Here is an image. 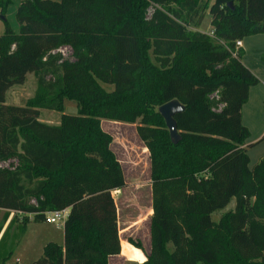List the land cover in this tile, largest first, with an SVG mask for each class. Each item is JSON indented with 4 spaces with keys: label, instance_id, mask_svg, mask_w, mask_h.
I'll return each mask as SVG.
<instances>
[{
    "label": "trees",
    "instance_id": "16d2710c",
    "mask_svg": "<svg viewBox=\"0 0 264 264\" xmlns=\"http://www.w3.org/2000/svg\"><path fill=\"white\" fill-rule=\"evenodd\" d=\"M208 11L214 37L199 31ZM17 19L18 33L6 24L0 35V209L19 213L23 230L69 209L64 245L47 243L33 264H110L121 254L113 192L127 180L102 119L137 123L149 150L151 248L132 264H264V158L249 167L242 120L259 79L236 47L264 34V0H23ZM28 73L34 96L6 104ZM66 98L76 115L39 120ZM174 99L185 107L178 143L158 111Z\"/></svg>",
    "mask_w": 264,
    "mask_h": 264
},
{
    "label": "rangeland",
    "instance_id": "374dc122",
    "mask_svg": "<svg viewBox=\"0 0 264 264\" xmlns=\"http://www.w3.org/2000/svg\"><path fill=\"white\" fill-rule=\"evenodd\" d=\"M22 1L10 0L3 12L0 8V35L4 34L6 24L15 33L19 32L20 24L17 19V10ZM199 31L207 34L212 31L209 11L206 13L204 21L199 27ZM145 40L144 51H152L151 43H149V40ZM60 51L66 57H70L72 53L70 47H63ZM109 88L111 87L109 86ZM36 89V75L34 73H28L23 84H16L7 91L6 104L24 106L34 96ZM64 113L76 115L78 113L77 103L66 98L64 100L63 111L41 109L39 120L47 124H59ZM102 127L116 139L117 150L123 159L125 172L127 173V185L118 198L122 233L123 230L126 231L127 228H131L133 230L129 233V239L135 242H146L148 230L147 220L149 219L148 214L152 201L149 154L148 152H143L146 150H144L145 146L137 134V123H123L102 119ZM257 140L259 138L251 133L247 143H254ZM248 155L250 157L249 167L253 169L264 158V141L256 146L249 147ZM2 165L4 167L9 166L8 163ZM136 180L138 182H135ZM235 205L236 201L233 199L226 208L213 215L214 219L217 220L226 212L235 209ZM19 215V213L11 210L0 209V264H33L43 255L47 243L52 242L60 246L64 245L65 220L56 224L47 221L32 222L26 230H23ZM137 220L143 224L140 226L136 225ZM136 230H139L137 234L134 232ZM133 245L136 246L135 244ZM128 263L121 261L119 256L110 262V264Z\"/></svg>",
    "mask_w": 264,
    "mask_h": 264
},
{
    "label": "crops",
    "instance_id": "0c3cea01",
    "mask_svg": "<svg viewBox=\"0 0 264 264\" xmlns=\"http://www.w3.org/2000/svg\"><path fill=\"white\" fill-rule=\"evenodd\" d=\"M244 51V55L242 57V62L252 71V73L259 79V83L250 89V96L247 101V103L243 106L242 109V120L243 123L248 129L250 130V135L253 133L255 137H258L259 140L252 143H247V145L253 144V146L258 145L262 141H264V34H258L254 36L247 37L242 40V47ZM252 117V119H250ZM57 125V124H55ZM111 134V133H110ZM112 135V134H111ZM113 136V135H112ZM252 146V147H253ZM112 149L115 152L117 158L119 159L120 163L122 164V167L124 169V173L127 179V173L125 172V166L123 159L120 157V153L117 150V143L116 139L113 137L112 142ZM143 152H148L149 150L147 147L144 148ZM135 182H138L136 180ZM126 187V186H125ZM124 188L117 189L113 192L117 209H118V221H119V235H120V241H121V254L117 256L110 257V262L115 257L121 258V261L123 262H129L128 264L132 263H140L147 259V255L150 252V217L153 214V208H152V201L149 208V214H148V220H147V240L146 242L143 241L142 247L134 246L132 242L129 240L128 236H130L129 233L133 229L127 228V230H123L122 233V226H121V218H120V210H119V204H118V198L122 194ZM152 196V191H151ZM143 218V217H142ZM141 219V218H140ZM138 221V222H137ZM134 222H137L136 225L140 226L143 223H140L141 221L137 220ZM32 223V222H31ZM29 223L28 226L31 224ZM27 226V227H28ZM133 228V227H132ZM136 234L139 232V230L134 231ZM124 235V237H123ZM127 236V237H125ZM50 239V238H49ZM130 245L133 248L137 249L141 252L143 256V260L132 258L129 255H127L124 251L125 245ZM120 260V259H119Z\"/></svg>",
    "mask_w": 264,
    "mask_h": 264
},
{
    "label": "water",
    "instance_id": "95a60500",
    "mask_svg": "<svg viewBox=\"0 0 264 264\" xmlns=\"http://www.w3.org/2000/svg\"><path fill=\"white\" fill-rule=\"evenodd\" d=\"M231 4V3H230ZM185 110L184 105L179 100L174 99L169 101L158 108L159 113L164 117L166 125L169 129L170 136L173 143H178L181 135L178 130V124L175 119L176 114Z\"/></svg>",
    "mask_w": 264,
    "mask_h": 264
},
{
    "label": "built area",
    "instance_id": "2783aa9c",
    "mask_svg": "<svg viewBox=\"0 0 264 264\" xmlns=\"http://www.w3.org/2000/svg\"><path fill=\"white\" fill-rule=\"evenodd\" d=\"M210 35L212 37H214V33L212 31L210 32ZM236 47L237 48L242 47V40H238L236 42ZM68 216H69V209L68 208L63 209V210H56V211H53L47 215L46 221L49 223L56 224L60 221H64V220L66 221Z\"/></svg>",
    "mask_w": 264,
    "mask_h": 264
}]
</instances>
